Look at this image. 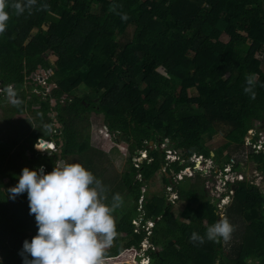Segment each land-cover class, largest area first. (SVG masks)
<instances>
[{"label":"trees","instance_id":"trees-1","mask_svg":"<svg viewBox=\"0 0 264 264\" xmlns=\"http://www.w3.org/2000/svg\"><path fill=\"white\" fill-rule=\"evenodd\" d=\"M15 2L5 0L10 19L0 33V98L10 90L20 121L0 137V264H22L23 242L37 233L27 192L12 199L8 188L25 166L50 172L59 163L58 151L36 148L41 138L55 141L65 162L103 178L105 154L89 132L93 113L130 152L122 180L105 179V202L115 193L123 200L113 213L117 234L107 256L119 255L123 241L149 238L159 248L155 264H264V192L252 180L226 182L231 202L224 214L235 226L229 240L190 238L221 219L194 155L215 159L227 174L241 166L233 153L247 152L264 172V150L246 144L250 129L256 139L264 131V0H36L20 14ZM38 70L47 72L51 91L33 78ZM249 74L255 98L244 91ZM24 112L33 118H20ZM222 125L227 141L213 150L208 140ZM161 143L179 158L168 159ZM139 151L148 157L136 165ZM188 167L194 174L179 179ZM158 173L163 190L170 186L185 202L178 216L165 193L152 196L148 188Z\"/></svg>","mask_w":264,"mask_h":264},{"label":"clouds","instance_id":"clouds-1","mask_svg":"<svg viewBox=\"0 0 264 264\" xmlns=\"http://www.w3.org/2000/svg\"><path fill=\"white\" fill-rule=\"evenodd\" d=\"M35 3L36 0H17L11 7L20 14L26 7L31 10ZM9 19L5 0H0V33L6 30ZM246 84L244 91L255 98V74L246 76ZM8 93L12 95L9 89ZM39 142L41 146L50 143L42 151H59L55 141L41 138ZM167 148L172 150L169 145ZM25 192L30 214H35L37 233L23 242L22 264H103L105 249L113 244L117 234L113 213L123 203L119 193L112 196L110 204L106 203V187L101 179L79 162L64 161L50 172L43 165L25 166L18 174L17 184L8 188V196L15 199ZM234 227L227 217H222L208 225L204 235L193 232L190 238L201 244L205 238L227 241Z\"/></svg>","mask_w":264,"mask_h":264},{"label":"rangeland","instance_id":"rangeland-1","mask_svg":"<svg viewBox=\"0 0 264 264\" xmlns=\"http://www.w3.org/2000/svg\"><path fill=\"white\" fill-rule=\"evenodd\" d=\"M221 38L222 40L227 41L230 36L228 34H223ZM49 59L51 62H55L57 56L55 54H50ZM159 70L160 72L164 73L163 67L159 68ZM36 78L40 79L39 76H36ZM40 82L43 83V80ZM51 90L52 85L48 87V91ZM39 91L40 93L43 92L42 90ZM196 93L197 91L195 89L190 90L191 95H195ZM28 96L27 98H29ZM14 101L15 98L12 95H9L6 100H1L0 98V105H3L2 108H0V137L8 136L10 133L12 134L15 130L14 125H20V121L16 118V115H14L16 107ZM20 118L32 119L33 115L31 113L24 112L20 114ZM226 129H228V127L223 125L220 126L219 132L215 134L212 139L208 140L207 144L211 149L217 150L218 148L223 146L224 143H226L227 140L224 136ZM19 130V127H17V131ZM89 132L91 133V140L93 144L98 149L102 150L105 154L102 155V168L104 171V174L102 175L103 178L101 179L102 183L105 186H108L109 182L113 183V180L110 181L111 179H117V181L122 180V173L125 172L124 170H126L125 168L128 165V157L130 155L128 143L125 141H115L114 139L116 138L110 135L106 127L104 126L103 116L98 113H93L90 117ZM48 145L46 144L45 146L47 147ZM160 146L161 148H167V144L164 143H161ZM19 147L20 146H17L16 150ZM36 148L39 150L43 149L41 148L40 144H37ZM27 153L29 154V151ZM233 157H237V159L241 160V166L236 172H231L228 177L230 179L252 180L256 184H258L264 192V172L257 168L258 163L255 160L248 158L247 152L242 155L241 153H233ZM201 165V168H196V170H201L202 167L207 168V170L205 169V171H203L202 178L205 179L209 196L212 198V201L217 203L219 207L221 218L225 217L224 210L226 209V205L231 202V195H224V193L228 190L226 182H224L223 180L224 173L220 171V168L215 159L206 160V158L204 157V161L201 162ZM185 174L193 175L194 171L192 168H190L189 170H184L178 175V178L183 177ZM105 179L109 180V182H107ZM148 188L150 189L152 196L157 193L159 195H162V193L166 194L168 202L172 203V212L174 213V215L178 216L183 211L185 202L182 200H177V193H175L174 189L170 186L166 187V190H163L164 184L160 173L156 175L155 179L149 184ZM144 242L147 246L150 245L149 254L152 258L150 264H155V262L159 259V256L157 255V251L159 248L154 246L149 238L145 239L142 243L139 244L131 239L123 241V251L116 256H107V251L110 248L108 247L107 249H105L103 264H129L139 262L140 256L138 255V253L140 251V244L146 246ZM148 261L149 260H145L143 261V263L148 264Z\"/></svg>","mask_w":264,"mask_h":264},{"label":"built area","instance_id":"built-area-1","mask_svg":"<svg viewBox=\"0 0 264 264\" xmlns=\"http://www.w3.org/2000/svg\"><path fill=\"white\" fill-rule=\"evenodd\" d=\"M257 125H259V123H257ZM256 134H257V130L256 129H250L249 131H248V134H247V137H246V144H247V146H253L254 148H256L258 151L259 150H264V131H260L259 132V138H257L256 139ZM51 146H53V144H51ZM55 149H57L56 147H55ZM167 158L168 159H170L171 161H174V160H176V159H178L179 158V156H178V154H176V152L175 151H172V150H168L167 151ZM147 157V154L145 153V152H143L142 153V156L141 157H139L138 159H135L136 160V165H139L138 163L139 162H142L143 160V158H146ZM202 158V159H201ZM192 160L193 161H196V165L194 166L195 167V169L197 168L196 166H197V162H203L204 161V157L202 156V155H200V156H196V155H194L193 157H192ZM203 160V161H202ZM206 160H208V159H206ZM229 168H225V170H227V171H229V172H231L232 170H231V167H232V165H229L228 166ZM191 167H188L186 170H189ZM205 169H207V168H205ZM202 171H205L204 170V168H202L201 169ZM231 173H227V174H224V177H223V180H224V182H227V180H229L230 178L228 177V175H230ZM180 178H182V177H180ZM179 178V179H180ZM136 223H137V221H135ZM149 225L150 226H152L153 225V223L152 222H150L149 223Z\"/></svg>","mask_w":264,"mask_h":264},{"label":"water","instance_id":"water-1","mask_svg":"<svg viewBox=\"0 0 264 264\" xmlns=\"http://www.w3.org/2000/svg\"><path fill=\"white\" fill-rule=\"evenodd\" d=\"M43 71V73H46V71L45 70H42ZM34 78H35V76H34ZM43 77H41V79H42ZM56 103H57V101L54 99L53 100V105H56ZM55 113V115H57V112H54ZM55 121H56V125L58 126V127H60L61 126V124H60V122L58 121V119L56 118L55 119ZM47 144V142H45V144L44 145H46ZM150 144H152L153 145V147L155 146V144H154V142L153 141H151V143ZM63 145V142H61V145L60 146H62ZM48 151V153H50L52 150L51 149H48L47 150ZM214 154V152H212V155ZM58 157H59V159H60V161H64L63 159H62V148H59V151H58ZM59 161V162H60ZM65 162V161H64ZM184 162V161H183ZM200 162H197V168H201L200 167ZM202 166V165H201ZM203 168V167H202ZM204 170H205V168H204ZM207 170V169H206Z\"/></svg>","mask_w":264,"mask_h":264},{"label":"bare ground","instance_id":"bare-ground-1","mask_svg":"<svg viewBox=\"0 0 264 264\" xmlns=\"http://www.w3.org/2000/svg\"><path fill=\"white\" fill-rule=\"evenodd\" d=\"M48 144H50V143H47V145ZM49 146V145H48ZM200 164H201V162H200ZM200 167H201V165H200ZM144 244L146 245V243L144 242ZM145 247V248H144ZM149 248H150V245H146V246H144L143 244H141V251H140V257L142 258H140V264H145V263H143V261H145V260H149L148 261V264H150V257L147 255V251L149 250Z\"/></svg>","mask_w":264,"mask_h":264},{"label":"flooded vegetation","instance_id":"flooded-vegetation-1","mask_svg":"<svg viewBox=\"0 0 264 264\" xmlns=\"http://www.w3.org/2000/svg\"><path fill=\"white\" fill-rule=\"evenodd\" d=\"M36 73H37V74H33V75H32L33 78H34V76H35V78H36V76H39V77H40L39 82L43 80V85H44L45 87H49V86H47L48 82L44 81V79H45L46 77H48L47 74H46V73H43V71H40V70H38ZM41 77H43V78L41 79ZM37 85H38V83H37ZM53 87H54V84H52V88H53ZM54 115H55V113H54ZM55 116H56V115H55ZM55 119H56V118H55Z\"/></svg>","mask_w":264,"mask_h":264}]
</instances>
